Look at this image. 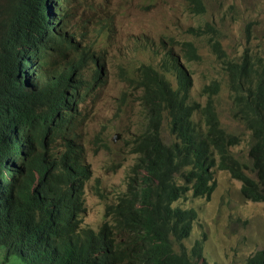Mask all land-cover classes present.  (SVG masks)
Listing matches in <instances>:
<instances>
[{
	"label": "trees",
	"instance_id": "1",
	"mask_svg": "<svg viewBox=\"0 0 264 264\" xmlns=\"http://www.w3.org/2000/svg\"><path fill=\"white\" fill-rule=\"evenodd\" d=\"M9 1L8 15L0 20V250L6 259L19 254L25 264H209L202 240L197 239L191 249L183 243L192 233L196 211L172 203L192 187L196 195L210 197L217 182L213 170H233L239 164L250 174L238 177L242 194L264 203V60L255 61L247 52L239 61L229 59L219 30L207 24L214 31L210 45L228 78L234 115L252 131L247 160L239 156L237 160L230 150L243 138L228 132L220 121L216 108L220 82L213 80L204 87L205 103L189 101L192 77L186 61L201 58L193 41L182 42L183 56L170 50L159 66L139 65L128 82L132 87L138 86L135 82L147 84L143 106L152 122L161 124L166 110L198 109L205 117L189 129L185 146L170 149L164 176L152 182L147 174L131 178L116 202L106 206L101 229L82 228L78 205L92 175L89 163L70 157L67 164L58 165L50 160V152H58V147L37 149L46 134L62 141L74 133L82 117L44 129L33 124L30 149L18 159L13 147L26 135H10L6 126L22 106L38 97L50 99L71 117L77 115L78 94L97 84L86 86L83 79L74 90H65L64 79L73 70L68 56L75 51L77 60L94 50L93 42L84 39L97 34L91 29V17L81 11L84 7L95 11L97 5L100 13H106L105 0H63L60 8H55L60 0ZM188 1L191 12H206L205 0ZM77 17L79 27L72 28ZM73 29L76 32L69 33ZM191 31L204 33L201 28ZM168 74L175 76L176 85ZM167 120L174 130L176 120ZM133 142L141 145L142 135ZM179 171L186 174L188 188L177 181L164 186ZM97 194L104 196L103 190ZM249 257L243 264H264V251Z\"/></svg>",
	"mask_w": 264,
	"mask_h": 264
},
{
	"label": "rangeland",
	"instance_id": "2",
	"mask_svg": "<svg viewBox=\"0 0 264 264\" xmlns=\"http://www.w3.org/2000/svg\"><path fill=\"white\" fill-rule=\"evenodd\" d=\"M51 2L52 0H45ZM60 3L56 1L55 8ZM77 0H72V2ZM71 2V3H72ZM73 2V3H74ZM110 9L123 16L100 13L84 7L81 12L91 17V33L84 40L93 42V49L102 46L108 76L105 84L96 90V96L80 97L78 111L84 114L87 126V148L91 178L84 184L83 206L80 208L82 226L99 229L106 205L117 200L125 190L135 158L130 154L129 143L134 133L144 129L146 111L142 104L143 91L131 87L127 81L141 63L160 65L164 53L173 50L182 56V42L193 41L201 55L198 61H186L191 69L192 86L188 93L192 103H205L204 87L213 80L219 81L220 95L217 112L222 125L239 133L243 140L233 152L246 158L252 144V131L247 128L236 111L230 96L228 78L222 60L214 53L210 41L217 28L221 43L229 59L241 60L247 52L255 61L264 59V0H205L206 12L190 11L187 0H108ZM12 2L0 0V20L8 15ZM107 8L106 4L103 7ZM80 18L71 24L79 27ZM201 28L202 35L191 29ZM75 29L69 30V33ZM76 32V31H75ZM83 40V39H81ZM181 43H177V42ZM81 52V51H80ZM76 59L75 51L68 59ZM167 78L176 85V78ZM79 124V123H78ZM115 132L119 141L112 142ZM165 139H169L164 128ZM216 186L208 198H194L190 194L180 201L184 206L198 210L194 215L195 227L185 240L191 248L195 240L202 239L209 264H243L258 248H264V208L241 196L242 183L225 170L214 174ZM103 190L104 196L97 192ZM176 205V203H175ZM19 254L6 259L0 250V264H25Z\"/></svg>",
	"mask_w": 264,
	"mask_h": 264
},
{
	"label": "clouds",
	"instance_id": "3",
	"mask_svg": "<svg viewBox=\"0 0 264 264\" xmlns=\"http://www.w3.org/2000/svg\"><path fill=\"white\" fill-rule=\"evenodd\" d=\"M106 1L108 0L104 1V4L107 5L106 14H110L111 17L115 16L116 14H118L119 16L124 15V14L121 15L119 11L116 9H112V8L110 9ZM57 7H59V5ZM101 49H102V46H99L95 48L90 54L86 53L83 56L79 57L77 60L73 61L72 62L73 70L71 74L66 76L64 79V89L65 90H69V89L74 90L77 87V85L80 83V81L83 79L86 80V86H89V84L91 83L97 84L95 88L88 90L86 93L78 94L77 101H76V107H77V102L80 97H84L86 94H89L91 96H96L97 94L96 90L102 87L107 80L108 70L105 67V63L103 61L104 51L103 50L101 51ZM135 71L136 69L131 74L133 75V77H134ZM88 72L92 73L93 76L90 77ZM128 77H127V81H128ZM135 84L138 85L137 88H140L143 91V94L141 97V101L143 104V97L147 91V84L143 85L137 82H135ZM129 85H130V82H129ZM76 111H77V115L71 117L68 114L63 113V110L61 108L56 107L53 104V102L46 97H38L35 100L22 106V108H20V110L18 111L14 119L12 120V122L8 126H6V130L11 129L9 132L10 135H19V134L26 135L20 142L14 145L13 150H14L15 157L18 159L20 156L26 154L27 151L30 149V145H31L30 130L33 124L40 127L41 129H44V127L50 126V125L68 123L67 122L68 120L74 121L76 120V117L81 116L82 119L79 122L80 127L74 133H71L68 137H66L62 141H59L55 135L46 134L42 138V144L38 146L37 149L47 148V147H58V152H50L51 162L52 163L57 162L58 165L67 164L70 157L79 159V160H85L86 162L89 163L88 148H87L88 141H87V131H86L87 123L85 121L86 116L80 113L78 110ZM168 117L176 120L177 127L174 130H171V128L169 127V122L167 120ZM179 117H183V118H179ZM204 117L205 116L198 109L196 110L188 109L184 113H180L176 111L170 113L169 110H166V114L164 115L163 122L161 124H157V123L152 122L150 120V117L146 113V124H145L144 129L140 132L134 133V137L131 138L130 143H129L130 154L133 155L135 158L134 164L132 165L133 174L130 175V178H133L138 175L142 177L143 175L147 174L151 178V182H152L155 179L164 176L167 172L166 158H167V155L170 149L173 146H177V147L185 146L189 129L192 126L198 125L199 122ZM165 127L167 128V132L169 136V139L167 140L165 139V135H164ZM228 132H231V131H228ZM236 134L239 135V133L237 132ZM139 135H142L141 145H137L136 143L133 142V139ZM120 136H121L120 133L115 132L112 136V142L115 143L116 141H119ZM84 150H85V154H84ZM230 150L231 152H233L231 148ZM233 155L238 160L237 155L235 153ZM238 156L243 160H247L249 157L248 151L246 152V155H245L246 158H243L240 154H238ZM214 170L213 172L215 174V171L220 170V169H216L215 171ZM224 170L232 178L234 177L233 179L238 180L240 183H242V181L238 179V177H241L244 175H250L249 172L243 170L240 164L237 165L233 170L231 169H224ZM213 179L209 181L212 182ZM175 181L179 182L180 184L188 188L187 181H186V174H184L181 171L173 172L172 175L168 178L164 186H171L174 184ZM239 192L241 196L244 197V195L241 192V188L239 189ZM189 194L193 196L194 198H208V197H204V196L201 197L199 195H196L194 193V187H192L185 193L184 196L175 200L172 203V206L191 208V209H194L197 213L198 210L196 208L192 206H184L180 204V201L186 198ZM81 197H82V200L80 201V204L78 205L79 213L77 216L80 227L91 228L95 231H99L102 225L104 224V222L106 221V212L104 213L103 222L99 229L96 230L90 226H82L81 221H80V215H81L80 208L83 206V202H84V197L82 194H81ZM244 198L246 200H249L252 203L261 204L263 205V208H264L263 202H255L250 199H247L246 197ZM114 202H111V203H114ZM196 213L193 214V220H194L193 230L195 227L194 215ZM191 235L192 233H190L188 237L183 239V243L186 247L188 246L186 245L185 240L190 238ZM203 243L205 245L204 241ZM260 251H264V248H258L257 251L251 256H254L257 252H260ZM204 253H205V248H204ZM249 258L250 257H248L247 259Z\"/></svg>",
	"mask_w": 264,
	"mask_h": 264
},
{
	"label": "crops",
	"instance_id": "4",
	"mask_svg": "<svg viewBox=\"0 0 264 264\" xmlns=\"http://www.w3.org/2000/svg\"><path fill=\"white\" fill-rule=\"evenodd\" d=\"M88 74H89V76H90V77H92V76H93V75H92V73H90V72H88Z\"/></svg>",
	"mask_w": 264,
	"mask_h": 264
}]
</instances>
